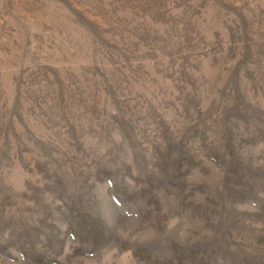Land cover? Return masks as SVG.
Here are the masks:
<instances>
[{"label": "rangeland", "instance_id": "1", "mask_svg": "<svg viewBox=\"0 0 264 264\" xmlns=\"http://www.w3.org/2000/svg\"><path fill=\"white\" fill-rule=\"evenodd\" d=\"M0 264H264V0H0Z\"/></svg>", "mask_w": 264, "mask_h": 264}]
</instances>
